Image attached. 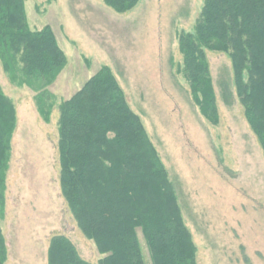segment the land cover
Returning <instances> with one entry per match:
<instances>
[{"label":"rangeland","instance_id":"obj_1","mask_svg":"<svg viewBox=\"0 0 264 264\" xmlns=\"http://www.w3.org/2000/svg\"><path fill=\"white\" fill-rule=\"evenodd\" d=\"M204 0H142L118 14L102 0H28L33 30L50 26L68 63L50 91V122L35 92L21 87L0 60V86L15 104L6 206L0 215L6 264H47L53 237H68L84 260L103 259L80 230L60 188L58 106L104 67L112 70L165 165L197 264H264V153L235 89L232 62L207 51L219 124L199 112L182 72L179 34L192 32ZM146 264L151 255L138 230Z\"/></svg>","mask_w":264,"mask_h":264},{"label":"trees","instance_id":"obj_2","mask_svg":"<svg viewBox=\"0 0 264 264\" xmlns=\"http://www.w3.org/2000/svg\"><path fill=\"white\" fill-rule=\"evenodd\" d=\"M28 0H0V60L21 87L35 92L36 107L50 122V87L68 58L50 26L33 30ZM118 14L142 0H102ZM182 72L200 114L219 124L207 51L232 62L236 95L264 153V0H204L192 32L179 34ZM60 188L77 225L94 241L99 264H146L138 230L152 264H197V247L185 224L168 171L112 70L104 67L58 106ZM15 104L0 86V215L6 206ZM8 250L0 228V264ZM47 264H91L66 236L51 239Z\"/></svg>","mask_w":264,"mask_h":264}]
</instances>
